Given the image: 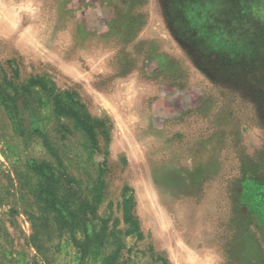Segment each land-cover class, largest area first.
<instances>
[{"label": "rangeland", "instance_id": "obj_1", "mask_svg": "<svg viewBox=\"0 0 264 264\" xmlns=\"http://www.w3.org/2000/svg\"><path fill=\"white\" fill-rule=\"evenodd\" d=\"M0 264H264V0H0Z\"/></svg>", "mask_w": 264, "mask_h": 264}, {"label": "trees", "instance_id": "obj_2", "mask_svg": "<svg viewBox=\"0 0 264 264\" xmlns=\"http://www.w3.org/2000/svg\"><path fill=\"white\" fill-rule=\"evenodd\" d=\"M45 91H49V93H51L50 92V90H47V88H43ZM53 100H54V102H55V106H56V109H57V112L59 113V114H61V115H66V116H69V117H72V118H74L78 123H79V125H80V127L85 131V132H87V133H89L90 134V131H89V128L83 123V120L80 118V117H78L77 116V114H75V112H69V111H67V110H65L64 108H63V106L61 105V103L59 102V100H57V98L55 97V98H53ZM43 169V168H42ZM43 171V170H42ZM42 173V172H41ZM50 193V192H49Z\"/></svg>", "mask_w": 264, "mask_h": 264}]
</instances>
